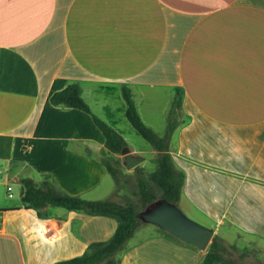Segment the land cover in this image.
Segmentation results:
<instances>
[{
  "label": "crops",
  "instance_id": "1",
  "mask_svg": "<svg viewBox=\"0 0 264 264\" xmlns=\"http://www.w3.org/2000/svg\"><path fill=\"white\" fill-rule=\"evenodd\" d=\"M69 81L120 131L127 86L158 134L179 87L169 143L185 173L179 207L213 229H264V0H0V184L12 180L19 196L0 206V264L76 256L117 225L20 200L22 176L39 184L49 175L85 198L108 194H89L109 174L97 156L107 150L101 130L84 110L49 101ZM146 224L114 254L118 264H199L201 249Z\"/></svg>",
  "mask_w": 264,
  "mask_h": 264
},
{
  "label": "trees",
  "instance_id": "2",
  "mask_svg": "<svg viewBox=\"0 0 264 264\" xmlns=\"http://www.w3.org/2000/svg\"><path fill=\"white\" fill-rule=\"evenodd\" d=\"M81 91L79 82L69 81L61 89L53 91L49 96V101L53 105H61L67 108L76 107L90 114L93 122L104 135L107 150L121 153V150L127 146L121 131L115 127L114 121L104 120L93 112L90 105L83 98ZM181 94L182 90L176 87L167 112L164 132L158 134L141 119L129 88L127 86L122 87L125 117L135 131L157 151V156L154 158L156 166L147 175H145L142 167L134 166L138 192L144 204L156 199L153 184L161 190V198L165 197L168 201L176 204L179 200L185 173L176 166L169 151V143L171 135L178 125L176 114L177 108L180 106ZM99 161L117 183L116 167L106 157H99ZM19 182L23 187L20 195L23 206L36 209L38 213H40V208L51 205L68 210H82L90 214L112 216L117 220L115 230L109 238L92 241L81 254L58 260L52 264H118L114 254L125 248L128 239L142 222L137 216L138 211L135 203L130 200L119 202L110 196L90 199L70 194L60 189L49 175H44L39 184L29 176L20 177ZM167 233L172 235L169 232ZM230 247L238 249L234 244H231ZM228 250L229 247L223 244L216 235H213L199 264H264V262L247 263L243 261L246 248H241L238 259L227 253Z\"/></svg>",
  "mask_w": 264,
  "mask_h": 264
},
{
  "label": "rangeland",
  "instance_id": "3",
  "mask_svg": "<svg viewBox=\"0 0 264 264\" xmlns=\"http://www.w3.org/2000/svg\"><path fill=\"white\" fill-rule=\"evenodd\" d=\"M92 108L95 112H99V108L92 104ZM121 115V121L119 122L118 127L123 132V137L133 148H138L140 146L149 147L148 141L143 138L139 133L135 131V129L130 124L129 120ZM100 116V115H99ZM101 117V116H100ZM106 120L105 117H102ZM128 146V144H127ZM129 147V146H128ZM130 151L132 149L129 147ZM137 154H141L144 156V160L141 161L138 166L142 167L145 175L148 174L151 170H153L156 166L154 158L157 156L156 151L152 150H143L142 152H133ZM154 155V156H152ZM98 157H106L117 169L118 181L117 183L114 181L110 174H106L99 181V184L92 190L89 194L92 196H98L100 194H107L106 197H111L116 201L124 202L126 200H130L135 203L137 211H143L148 205L144 204L140 198V194L138 192V187L136 184V171L135 167L127 168L125 164H123L124 155L118 152H110L108 150L101 151L97 155ZM107 172V171H106ZM1 180V178H0ZM7 186H12L13 188V196L9 197L7 195L8 189H6L5 184H0V206H7L10 204H14L18 202L19 196L17 193V185L12 180L7 181ZM153 190L156 194V200L161 199V190L158 186L153 184ZM178 205V202H177ZM179 206V205H178ZM181 209V208H180ZM182 210V209H181ZM188 217L196 220L197 222L211 227L208 222L195 211H187L185 209L182 210ZM262 217H264V209L262 212ZM264 222V218H259L256 220V224L260 226V223ZM147 225L146 222L142 221L139 226ZM158 231L169 235L166 230L161 229L157 225L153 226ZM256 234L253 231L242 230L237 227H233L231 225L222 224L219 226H214V235L220 239V241L229 247L227 253H229L232 257L238 259V254L241 251V248H246V254L243 258V261L247 263L252 262H264V229H262ZM172 236V235H170ZM174 239L183 242V240L177 238L176 236H172ZM231 244H234L238 247V249H233L230 247ZM202 253H205V250H200ZM217 264V263H215Z\"/></svg>",
  "mask_w": 264,
  "mask_h": 264
},
{
  "label": "water",
  "instance_id": "4",
  "mask_svg": "<svg viewBox=\"0 0 264 264\" xmlns=\"http://www.w3.org/2000/svg\"><path fill=\"white\" fill-rule=\"evenodd\" d=\"M121 154L124 155L123 164L127 168H132L144 160L143 155L131 152L128 146L121 150ZM137 216L142 221L155 224L201 250L207 248L214 235L212 227L188 217L176 203L168 201L165 197L150 202L143 211L137 212Z\"/></svg>",
  "mask_w": 264,
  "mask_h": 264
},
{
  "label": "built area",
  "instance_id": "5",
  "mask_svg": "<svg viewBox=\"0 0 264 264\" xmlns=\"http://www.w3.org/2000/svg\"><path fill=\"white\" fill-rule=\"evenodd\" d=\"M10 186H7V189H8V192H7V195L9 196V197H11L12 196V193L9 191L10 190Z\"/></svg>",
  "mask_w": 264,
  "mask_h": 264
}]
</instances>
